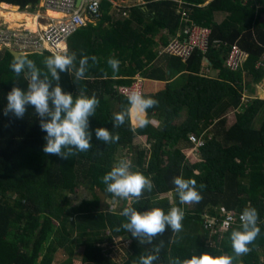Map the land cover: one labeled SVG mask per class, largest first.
Here are the masks:
<instances>
[{
    "label": "trees",
    "instance_id": "16d2710c",
    "mask_svg": "<svg viewBox=\"0 0 264 264\" xmlns=\"http://www.w3.org/2000/svg\"><path fill=\"white\" fill-rule=\"evenodd\" d=\"M145 1L130 8L128 16L119 14L112 20L111 4L103 0L96 24H87L67 40L69 52L76 54L77 67L84 55L97 57V62L89 60L82 80L75 78L74 71L61 73L62 89L75 96L86 88L87 95L95 92L100 101L95 115L89 117L91 149L67 160L44 154L46 133L34 108L29 107L23 118L4 115L7 93L13 86L24 88L27 81L23 74L17 77L11 70L12 56L0 54V264H116L101 243L120 237L129 238L130 248L118 264L138 262L161 241L163 247L153 264L204 252L230 255L233 264H264V100H248L244 105L240 100L245 86L252 89L264 79V69L256 68L264 61V0ZM1 3L33 13L40 0ZM182 14L211 30L210 46L206 54L197 51L186 63L167 58V74L164 66H154L156 48L176 35ZM217 14L226 17L217 22ZM235 45L248 54L237 72L226 64ZM109 57L120 61L118 72L108 66ZM29 58L43 68V56L35 53ZM205 60L218 71L216 79L199 75ZM136 74L147 80L143 95L159 104L147 110L146 127L135 128L129 116L124 125L115 128L114 114L122 105L127 107V96L120 94L118 87L130 85ZM178 74L188 75L187 85L179 87L172 82ZM234 110L236 120L226 129V116ZM184 111L186 119L177 123ZM98 127L118 133L119 141L105 144L96 139ZM190 135L205 140L197 148L200 161L192 157ZM135 137L149 145V150L141 148L142 144L133 146ZM124 149L127 156L118 158ZM126 157L133 170L154 184L153 190L145 189L138 200L115 197L102 182L103 175ZM176 176L194 179L203 199L181 204L173 183ZM81 188L92 198L74 206L69 196ZM98 194L105 198V209ZM114 198L120 203L110 204ZM249 204L258 212L260 234L248 245L247 254L236 256L229 237ZM126 206L140 212L158 207L165 214L173 206L180 207L185 213L182 231L174 233L169 227L151 244L140 243L123 228L115 230L126 222L120 215ZM226 223L227 227H222Z\"/></svg>",
    "mask_w": 264,
    "mask_h": 264
},
{
    "label": "clouds",
    "instance_id": "9594fccd",
    "mask_svg": "<svg viewBox=\"0 0 264 264\" xmlns=\"http://www.w3.org/2000/svg\"><path fill=\"white\" fill-rule=\"evenodd\" d=\"M4 52L6 51L1 53ZM49 54L45 56L40 53L43 56L41 62L43 68L38 67L36 62L29 58L30 54L20 53L13 58L10 68L17 77L23 74L27 88L22 90L17 86L12 87L6 96L4 115L12 113L16 118H23L29 107L34 108L39 118V126L46 133L42 148L44 154L67 160L69 156L91 149L92 133L89 131V117L95 115L100 101L95 92L90 96L87 95L86 88H81L75 96L64 91L60 84V74L74 71L75 78L82 80L88 70L89 60L95 64L97 57L84 55L79 59L77 67L76 54L69 52L67 43L60 51ZM107 64L114 73L119 71L118 59L109 57ZM136 80H141L143 85L140 75L136 74L131 83ZM126 99L127 107L122 105L121 110L114 114L113 127L119 128L124 125L130 115L134 116L137 128L146 127L149 124L147 110L158 106L159 101L145 97L143 89L142 92L130 90ZM95 137L105 144L115 143L120 139L118 133L113 134L103 127L95 129ZM102 182L106 185L108 193L124 200L133 198L138 200L145 189L151 192L154 188L152 180L139 170H133L132 162L128 159L117 161L111 170L103 175ZM173 183L181 204L199 203L203 199L194 179L176 176L173 178ZM114 202L120 203L114 198L110 204ZM120 215L126 218V222H122L115 229L116 231L123 228L140 243L151 244L156 236L162 235L169 227L174 233L182 231L185 213L176 206L171 207L167 214L158 207L140 212L131 206H126ZM259 234L258 212L249 204L239 216V226L233 228L230 233L231 247L235 255L247 254L250 251L248 245L253 243ZM163 243L161 241L154 247L153 252L141 255L138 262L133 261V264H153L158 259L157 254ZM168 264H233V257L223 253L214 256L204 252L199 256L193 254L190 258L169 257Z\"/></svg>",
    "mask_w": 264,
    "mask_h": 264
},
{
    "label": "built area",
    "instance_id": "2783aa9c",
    "mask_svg": "<svg viewBox=\"0 0 264 264\" xmlns=\"http://www.w3.org/2000/svg\"><path fill=\"white\" fill-rule=\"evenodd\" d=\"M102 1L80 0L79 4L76 5V0H40L41 10L57 12L62 17H48L46 23L42 25L36 16L38 26L42 27L36 30H30L24 26L14 28L10 23L5 22V24H2L0 21V48L26 54L60 51L61 44L66 45L67 40L74 33L86 27L87 24L96 23L100 19ZM136 1L140 3L136 4ZM132 2H134L131 4L132 6L123 10L117 9L116 13L119 10L122 16H128L130 8L145 4L142 0H133ZM186 22V26L166 46L157 51L158 57L173 56L179 58L182 62H188L197 51L202 54L207 53L210 46L211 30L195 23H189L188 20ZM247 58V52L235 45L227 56V67L232 71H237L242 68ZM256 68L264 69V61L258 62ZM142 89L141 80H136L129 86H119L118 92L127 96L130 90H140L142 92ZM190 140L197 148L205 144L203 139L195 135H190ZM227 221L231 222L232 218L229 217ZM221 225L224 228L227 227V223Z\"/></svg>",
    "mask_w": 264,
    "mask_h": 264
},
{
    "label": "crops",
    "instance_id": "0c3cea01",
    "mask_svg": "<svg viewBox=\"0 0 264 264\" xmlns=\"http://www.w3.org/2000/svg\"><path fill=\"white\" fill-rule=\"evenodd\" d=\"M142 1H144V3L146 4L147 2L145 1V0H142ZM176 1V0H175ZM211 1H213V0H207V3H210ZM109 2H110V4H111V9H110V15L112 16V20H116L117 19V17H118V15L120 14V12L121 11H119L118 10V12L116 13V10L117 9H121V10H123V9H125V8H128V7H130V6H132L131 4L132 3H134V2H132V1H129V0H118V1H113V0H109ZM180 4H182V2H180V1H178ZM140 2H138V1H136V4H139ZM143 3V4H144ZM2 4H4V3H1L0 4V7H1V5ZM13 6V5H12ZM16 8H18L17 6H16ZM19 9V8H18ZM2 10L3 9H1L0 10V16H2L1 15V12H2ZM18 11V10H17ZM18 12H20V11H18ZM24 13H26V12H24ZM28 14V13H27ZM34 16V15H33ZM225 15H223V14H217L216 15V21L217 22H222L224 19H225ZM4 18V17H3ZM5 20V19H4ZM186 20H188L189 21V23H194V22H192L191 20H190V17L188 16V15H184V14H182L181 15V25H180V27H179V29H178V31H177V33H176V35L186 26ZM92 24H96V23H92ZM21 26H23V24H21ZM165 35H166V32H163ZM176 35H174L172 38H170V41L176 36ZM156 40L159 42V38H156ZM169 41V42H170ZM159 45H161V44H159ZM167 45V44H166ZM166 45H164V46H166ZM164 46H159L158 48H156V51H158V50H160V49H162ZM171 57H173V56H162V57H158V59L156 60V62L154 63V66L155 65H158V66H164V68H165V70H167V74H170V72L168 71V68H167V58H171ZM183 63H186V62H183ZM244 66V65H243ZM243 66H242V68H243ZM242 68L241 69H239V70H237V71H240V70H242ZM232 71V70H231ZM237 71H233V72H237ZM200 76H202V77H206V78H213V79H216L217 77H218V71H216L215 69H213L211 66H210V64H209V62H208V60H205L203 63H202V66H201V70H200V74H199ZM187 76L188 75H186V74H178V75H176L173 79H172V82H177L178 84V86L179 87H182V86H185V85H187L188 84V82H189V79L187 78ZM142 78V77H141ZM142 81H143V86L145 85V87H146V84H148L147 83V80L144 82V80H143V78H142ZM156 84H159L161 87H162V89L164 88V84H161V83H159V82H156ZM26 86V87H25ZM260 87H262V85H256V86H254L252 89H249L247 86H245L244 87V89H243V92H242V95H241V98H240V100H241V102L243 103V105L245 104V103H247L248 102V100H254V99H258V97H257V95H259L260 94ZM27 88V85L25 84L24 85V90ZM232 115H236V111L234 110V111H231L230 112V114H228L227 116H226V129H229L231 126H232V124H233V122H229L228 120H229V116H232ZM133 116V115H132ZM186 119V118H185ZM135 125H136V123L135 122H133ZM135 128H136V126H134ZM209 136H210V138L212 137V134L210 133L209 134ZM136 138H138V137H135L134 138V140H133V146H135L136 145V143H139V144H143V142L140 140V139H136ZM199 138H201V139H203V137H199ZM204 140V139H203ZM145 144V143H144ZM145 145H147V144H145ZM195 150H197L198 151V154H199V149H197L195 146L193 147V151H195ZM193 153L194 152H192L191 151V154L193 155ZM200 155V154H199ZM194 156V155H193ZM192 156V157H193ZM194 158V157H193ZM195 160H196V158H194ZM196 161H200V160H196Z\"/></svg>",
    "mask_w": 264,
    "mask_h": 264
},
{
    "label": "rangeland",
    "instance_id": "374dc122",
    "mask_svg": "<svg viewBox=\"0 0 264 264\" xmlns=\"http://www.w3.org/2000/svg\"><path fill=\"white\" fill-rule=\"evenodd\" d=\"M1 8L2 7H0V10H1ZM41 9L42 8H41V2H40L39 7H38V9L35 12L30 13L29 9H25V10H23L21 12H26V13H28L30 15H34L35 17L37 16L38 21L42 25H44L46 23V20L48 19L49 16L47 15L48 11H44V10H41ZM17 10L19 11V9H17ZM0 21H1L2 24H5V22H6L2 16H0ZM37 28H39V27H37ZM259 85H262V87H260V89H261L260 90V94L257 95V97H258V99H263L264 100V80L262 82H260L258 84V86ZM21 89L24 90V88H21ZM228 114H230V113H228ZM182 115H183L182 118L177 123H181V122H183L185 120V118L187 116L186 111H184L182 113ZM228 118H229V120H228L229 122H233L234 123L235 120H236V115L229 116ZM130 119H131L132 123L135 122L134 116L130 115ZM133 125L136 126L134 123H133ZM136 139H140V138H136ZM137 145H139V143H136L135 146H137ZM140 147L145 149V150H147V151L149 150V145H145L144 143L142 145H140ZM192 152H194L193 153V155H194L193 157L196 158V160H200V155L198 154V151L195 150V151H192ZM120 154L124 155V156H127L126 149L119 151L118 158L121 157ZM148 157L149 156H147V158ZM123 159H127V157L123 158ZM98 196H99V198L101 200L102 208L105 209V207H104L105 198L102 195H99V194H98ZM69 197H70V200L72 202V205H74V206L79 205L82 200H89V199L92 198L91 197V193L89 191L85 190L84 188L79 189L74 195L72 194ZM169 201H170L171 204L173 203V199L171 197L169 198ZM117 204H114L112 206V208H115V206ZM111 241L112 242H109V241L102 242L101 243V247L104 248V250L109 254V258H110L111 262L116 263V264L121 263L124 260V258L126 256V253L128 252V250L130 248L129 238L120 237V238H117V239H113Z\"/></svg>",
    "mask_w": 264,
    "mask_h": 264
},
{
    "label": "bare ground",
    "instance_id": "6f19581e",
    "mask_svg": "<svg viewBox=\"0 0 264 264\" xmlns=\"http://www.w3.org/2000/svg\"><path fill=\"white\" fill-rule=\"evenodd\" d=\"M2 10V17H4L5 21L10 23L12 27H19L21 24L27 29L35 30L37 27L42 28L41 26H38V22L36 20V17L24 12H18L16 6H12L9 4H2L1 6ZM47 15L51 18H60L62 17L60 13L48 11ZM65 44H61V48Z\"/></svg>",
    "mask_w": 264,
    "mask_h": 264
},
{
    "label": "water",
    "instance_id": "95a60500",
    "mask_svg": "<svg viewBox=\"0 0 264 264\" xmlns=\"http://www.w3.org/2000/svg\"><path fill=\"white\" fill-rule=\"evenodd\" d=\"M129 1H133V0H129ZM79 2H80V0H76V5H78ZM4 4H5V3H4ZM17 9H18V8H17ZM2 51H6V52H8V53L12 56V58H14L16 55L20 54L19 52H16V51H14V50H8V49L0 48V53H1Z\"/></svg>",
    "mask_w": 264,
    "mask_h": 264
}]
</instances>
